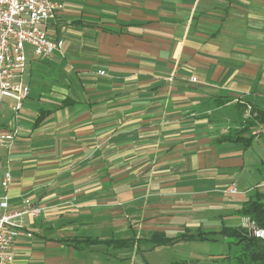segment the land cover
Returning <instances> with one entry per match:
<instances>
[{"label":"crops","instance_id":"crops-1","mask_svg":"<svg viewBox=\"0 0 264 264\" xmlns=\"http://www.w3.org/2000/svg\"><path fill=\"white\" fill-rule=\"evenodd\" d=\"M54 1L45 27L62 49L37 59L26 47L23 109L0 107V131L18 130L0 147V196L39 210L20 218L13 264H222L221 237L150 238L240 226L233 212L264 195V124L243 135L248 149L220 141L264 110V0ZM253 145L263 156L243 192Z\"/></svg>","mask_w":264,"mask_h":264},{"label":"built area","instance_id":"built-area-1","mask_svg":"<svg viewBox=\"0 0 264 264\" xmlns=\"http://www.w3.org/2000/svg\"><path fill=\"white\" fill-rule=\"evenodd\" d=\"M54 0H0V107L10 100L9 108L15 114L23 109L29 88L25 83L27 57L25 48L30 47L34 58H45L63 47V41L55 39L45 24L61 9ZM99 75H104L100 72ZM18 130L0 131V147H8L17 137ZM3 164L0 161V171ZM9 170L0 175V189L10 184ZM264 187V180L259 184ZM227 195L237 193L234 186L223 191ZM38 209L22 213L8 209V198L0 196V264L14 263V243L21 229L20 218L24 214L36 216ZM240 226L255 238L264 240V229L258 228L248 218H241Z\"/></svg>","mask_w":264,"mask_h":264},{"label":"trees","instance_id":"trees-1","mask_svg":"<svg viewBox=\"0 0 264 264\" xmlns=\"http://www.w3.org/2000/svg\"><path fill=\"white\" fill-rule=\"evenodd\" d=\"M219 99L221 100L220 103L223 104L229 101V98ZM69 104L70 102L67 103L63 101L59 104V108ZM52 112V110L40 111L33 126H39ZM256 124H264V110L251 106L248 110V116L240 124L242 127L220 138V141L241 144L244 149H248L251 147L255 136L250 135L249 137H243V135L247 133L251 126ZM233 215L240 218H248L253 221L258 228L264 229V195L255 191L240 208L233 212ZM217 237L230 240L231 244L236 248L234 253H228L221 259L220 262L222 264H264V240L251 236L248 230L241 226H223L219 231H202L197 229L194 233H183L174 238H166L159 233L152 235L150 240L155 244H165L177 239L217 241ZM116 243L125 244V242L122 241Z\"/></svg>","mask_w":264,"mask_h":264},{"label":"rangeland","instance_id":"rangeland-1","mask_svg":"<svg viewBox=\"0 0 264 264\" xmlns=\"http://www.w3.org/2000/svg\"><path fill=\"white\" fill-rule=\"evenodd\" d=\"M263 150L258 145H253V148H251L249 151L245 153V169L243 172V175L241 176V179H243V182H240L239 189L243 190L245 192L246 188L249 190L253 189L254 185V179L258 176V173H254L255 169L254 167H251L252 162L258 161L260 158H262ZM262 171L264 168H260ZM237 223L236 219L234 221V225ZM228 242H231L228 240ZM217 250V247L215 245H212L211 252L215 253ZM236 251V248L232 245L229 249L230 253H234Z\"/></svg>","mask_w":264,"mask_h":264}]
</instances>
